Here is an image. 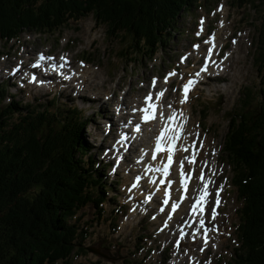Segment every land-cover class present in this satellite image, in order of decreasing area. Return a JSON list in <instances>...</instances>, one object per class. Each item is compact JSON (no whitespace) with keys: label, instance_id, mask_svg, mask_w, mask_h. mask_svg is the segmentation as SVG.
I'll return each instance as SVG.
<instances>
[{"label":"rangeland","instance_id":"obj_1","mask_svg":"<svg viewBox=\"0 0 264 264\" xmlns=\"http://www.w3.org/2000/svg\"><path fill=\"white\" fill-rule=\"evenodd\" d=\"M195 3L178 16L174 29L166 33L162 45L152 54L132 52L131 41L123 33L119 32L114 36L105 25H98L91 15L76 21L69 20L55 32L25 30L7 42L0 39V88H4V100L0 107H6L12 102L20 103L29 110L41 109L53 102L59 111L62 108L76 107L80 115L88 121L79 133L82 142L87 146L84 159L90 157L91 162H95V168L98 166L101 170L102 167L105 169L101 173L104 175L103 181L109 187L105 192L106 200L101 205L102 213L99 214L93 205H87L71 219V223L86 231V239L79 242L85 250L75 251L67 261H58L56 264H174L175 258H181L178 253L180 251L176 250V254L174 249L185 252L187 244L190 251H193L195 260L191 261L192 255L188 254L186 259H182V264H228L234 256L238 247L237 227L240 223L241 202L233 184L234 172L224 157L223 147L228 131V118L236 116L240 111L245 92L250 93L245 110L247 115L259 112L260 107L264 106V73L259 67L258 57L261 52L260 30L264 21V5L259 4L253 9L251 6H239L238 0H197ZM217 34L220 40L215 43ZM232 47H238V53L233 55L231 62L228 61V68L220 74L229 82L226 83L224 79L209 81L207 76L202 78L201 85L195 84L187 98L182 97L186 78L189 76L188 81L193 82L200 76L197 73L201 70L204 59L209 56V49L212 50L211 58L219 55L221 51L217 60L222 61L223 58L224 61ZM39 53L48 54L57 63L61 57L67 56L70 58L69 63L80 67V71L86 68L96 71L92 82L86 84L100 88L105 95L103 98H109L111 104L100 107L94 98L98 95L97 92L88 96L94 99L85 97L82 92L75 94L74 91H78L80 86L76 82L71 83L72 92H63L60 87L34 89L29 84L21 85L19 78L23 77L25 70L32 71L33 63L38 62ZM235 56L239 57V62H235ZM181 59L185 61L181 62ZM14 68L19 72L16 77L12 75ZM237 72L239 76L235 75ZM32 74L36 73L32 71ZM166 74L171 77L165 79ZM55 80L60 82L58 78ZM152 82L159 84L157 91L163 90L166 85L169 87L163 108L169 112L175 111L179 115L180 127L184 128L185 132L180 133L181 136L179 134V143H176V153L182 150V143H193L191 148H183L186 153L184 151L179 155L177 163H183L186 173L192 174L189 173L192 168L190 151L194 150L196 142L203 146L208 140L209 145L205 148H208L207 154L211 158L209 164L214 168L208 167L207 170L204 161H200L201 156L196 155L198 159L194 164L198 170L193 174V181L199 185L201 191L205 189L208 172L211 178L221 175L219 186L216 183V187L223 196L216 198L213 195L212 199L222 202L218 213L220 216L215 222L217 226H212L217 227L213 228L217 233L210 232L213 237L205 246L198 247L195 244L196 248L193 246L195 240L177 246L178 239L173 241L171 232L167 233L163 226L168 224L164 216L156 221L154 216L149 217L147 214L145 219L144 215L148 211L144 206L145 202L150 199L151 203L156 204L151 201V192L145 187L138 184L135 188H139L129 196V185L135 176L143 174V165L140 167L141 163L138 162L140 153L145 151L149 155L151 145L146 148L153 140L150 141V129L147 128L145 138L139 141H148V144H143L144 148L139 146L137 151H133V147L126 150L130 147L127 142L126 145L121 143L119 150L113 149L120 135L116 133L119 124H125L127 118L135 119L131 115L137 117V105L140 100L143 101L145 93L151 91ZM83 92L91 94L88 91ZM112 92H118L117 95L128 102V108H121V111L127 112L122 121L118 110L112 107L115 100ZM77 95L83 101L76 99ZM110 118L116 124L119 123L118 130L112 128V132L116 134L114 138L108 135ZM122 127L135 136L131 126ZM187 132L191 135H188L190 139L185 138ZM204 151L203 154L206 153ZM176 153L173 152L175 156ZM142 156L145 161L143 164L149 163L148 158L144 154ZM122 164L126 169H123ZM202 176L205 178L204 184L199 183ZM142 182L147 187L150 185L146 177ZM144 190L147 195L142 193ZM29 195L32 197L33 193L30 192ZM148 197L147 201L142 200ZM134 209L138 216H132ZM158 209L157 206L155 211L160 210ZM183 223L184 219L181 224ZM171 225L177 227L175 222ZM177 233L180 234L176 232V238Z\"/></svg>","mask_w":264,"mask_h":264},{"label":"trees","instance_id":"obj_2","mask_svg":"<svg viewBox=\"0 0 264 264\" xmlns=\"http://www.w3.org/2000/svg\"><path fill=\"white\" fill-rule=\"evenodd\" d=\"M195 1L0 0V39L25 30L55 32L91 15L114 36L123 33L132 52L152 54ZM238 3L254 9L264 0ZM260 36L264 73V21ZM249 96L245 92L240 111L229 116L223 147L241 202L238 247L228 264H264V106L247 115ZM60 110L54 102L32 110L16 102L0 107V264L67 261L85 250L79 242L87 236L71 219L87 205L102 213L105 169L84 159L87 146L79 137L88 121L76 107Z\"/></svg>","mask_w":264,"mask_h":264},{"label":"bare ground","instance_id":"obj_3","mask_svg":"<svg viewBox=\"0 0 264 264\" xmlns=\"http://www.w3.org/2000/svg\"><path fill=\"white\" fill-rule=\"evenodd\" d=\"M220 40V38L218 37V34L216 35V37H215V43H217V41H219ZM240 41V40H239ZM242 41V40H241ZM226 44V43H225ZM226 46V45H225ZM230 48V47H229ZM237 48L238 47H232V49H231V51H230V53L228 52V57H227V59H225L224 61H223V58H222V61H218L217 60V55L216 56H214L212 59H211V63H210V65L208 66V69H207V71H208V73L210 72V73H213L214 75H213V78H209L208 77V79H209V81H218V80H222V79H224V80H226L225 79V77H222L220 74H221V72H223L224 71V69H226V68H228L227 67V64H228V61L230 60V62H231V59L233 58V55H235V53H238L237 52ZM213 55V54H212ZM219 55H221V51H219ZM218 55V56H219ZM58 58V57H57ZM64 60H67L66 62L64 61ZM69 60H70V58L69 57H67V56H63V57H61L60 58V60H59V62H58V64L59 65H61V64H63V68H62V79L60 80V82H56V78L54 77V76H51L49 79H47V80H45V81H43V82H41L40 84H38V85H34V83L33 82H30L29 83V85L31 86V87H33L34 89L36 88H44V89H47V88H50V87H54V88H57V87H60L62 90H64L63 92H72L73 90H71V83H74V82H76V83H79L80 84V86L78 87V91H74V93L75 94H77V92H82V93H84L85 94V97H88V96H91V95H95V92H97L98 93V95H100V96H98V95H95V97L94 98H96V100L99 102L98 104H99V106L100 107H104L105 106V104H111V102H110V100H108V99H104L103 98V95L104 94H102L101 93V91H100V88H96V87H94L93 85H87L86 83H90V82H92V78H93V76L95 75V74H97V72L96 71H91L89 68H86L85 70H83V71H80L79 69H80V67H76L75 65H71V63H69ZM214 61V62H213ZM213 62V63H212ZM235 62H239V57L238 56H235ZM230 66V65H229ZM15 69V68H14ZM12 70V69H11ZM74 72L76 73V74H74ZM235 75L236 76H239V72H237V73H235ZM224 76H226V75H224ZM197 78H198V76H197ZM227 82H229L228 80H226V83ZM236 82V81H235ZM76 87V86H75ZM102 87V86H101ZM226 87H228V86H226ZM94 88H96V89H94ZM102 90V89H101ZM35 91V90H34ZM83 91H88V92H90L91 94H87V93H85V92H83ZM36 93H38V92H36ZM113 93V92H112ZM117 93L118 92H114L113 94H112V96H113V98L115 99L114 100V106H112V107H114L115 109H117L118 110V112H119V114H120V121H122L123 120V118L125 117L124 115H126V113L125 112H123V111H121V108H128V102H126L125 100H124V98H122V97H120V96H118L117 95ZM126 95H128V94H126ZM105 96V95H104ZM89 99H94V98H91V97H88ZM76 99H79V100H82L83 101V99H81L80 97H79V95H77L76 96ZM113 101V100H112ZM138 104H140V103H138ZM141 107V106H140ZM140 107H137L136 109L137 110H139L140 109ZM127 111V110H126ZM136 112V111H135ZM178 116L179 115H177V118H178ZM131 117H135L136 118V116L134 115H131ZM124 122V121H123ZM177 122H179L178 120H177ZM108 124L110 125V127L111 128H114V130H118L117 128H118V124H116L115 123V120L113 119V118H110L109 120H108ZM154 123H152V124H150L149 125V127H153L154 125H153ZM122 125H124V124H122ZM132 128H133V126H132ZM150 131V130H149ZM185 131H184V128L183 127H180V123L178 124V127H176V129H175V135H176V141H175V143H177V141H178V138H179V134L181 133H184ZM189 132H187V137H185V138H191V137H189V136H191V135H189L188 134ZM189 135V136H188ZM149 140V139H148ZM140 141H142V140H140ZM143 141H144V143L145 144H148V141L146 140L145 141V139H143ZM185 142V141H184ZM143 143V144H144ZM179 143V142H178ZM203 143V142H202ZM183 145H181L180 147L181 148H183V147H189V146H191V144H189L188 142H186V143H182ZM175 145V144H174ZM207 145H209V143H208V140H206V144H204L203 145V148L200 150V151H196L195 152V154H192L191 155V157H192V159H191V163L190 164H192V166L190 165V167H192V168H190L191 169V171H189V172H196V169L198 170V167L194 164V163H197L196 162V160L198 159V158H196V155H200L201 156V158H200V161H201V163H202V161H204V163L206 164V166H207V170H208V167H210V168H214V166L213 165H210L209 163H210V157L208 156V154H207V150H208V148H205V146H207ZM130 146V145H129ZM152 148V147H151ZM127 150V149H126ZM189 150H191V149H189ZM204 150H206V153L205 154H203V151ZM205 152V151H204ZM175 153V152H174ZM183 153V151L182 150H180V151H178L177 153H176V156L173 154V152L170 154V153H168V155H171L173 158H175L176 159V157H178V155H180V154H182ZM146 154V153H145ZM210 154V153H209ZM185 156V155H184ZM163 156L162 157H160L156 162H151L149 159H148V161H149V163H150V165H151V172H152V174L149 176V177H146V179H147V181L149 182V186L147 187V186H145V185H142V181L139 183V186L140 187H145V189L146 190H150V188L151 187H153V183L155 182V180H156V178H157V175H158V170H159V168H160V166H161V162H162V160H163ZM218 158V157H217ZM140 159H144V156H141L140 157ZM189 159V158H188ZM147 160V159H146ZM141 163V162H140ZM185 163V162H184ZM212 163V162H211ZM139 164V163H138ZM123 165V169H126V166L124 165V164H122ZM198 165V164H197ZM186 167H187V165H186ZM202 167H203V165H202ZM189 169V170H190ZM146 169H144V171H145ZM206 169H204V171H205ZM202 171V170H201ZM203 171V172H204ZM209 173V172H208ZM208 173H207V181H206V184L204 185V187H207L208 189H209V194H208V196H207V198H206V205H210V200H212L213 199V195L217 198L219 195L222 197L223 196V194L221 195V193H219L218 191H219V188L218 187H216V183H218V180H219V177L221 176V175H219V176H213V178H211L209 175H208ZM198 174V173H197ZM181 174L180 173H177L176 171H174V170H171V172H170V174H169V178H168V181H170V182H172V191H171V196H172V199H171V201H170V203H169V205H168V207H166V208H168V209H170L171 207H172V205L173 204H175V203H177V201L178 200H182V198L179 196V194H178V187H179V185H180V180H181ZM195 176V175H194ZM203 177V176H202ZM145 177L143 176V179H144ZM125 179V178H124ZM220 182V181H219ZM204 184V183H203ZM217 186H219V183L217 184ZM139 187H137V188H135L134 190H133V192L131 193V194H133V193H135L136 192V190L138 189ZM200 188H201V185H200ZM203 188V187H202ZM152 189V188H151ZM202 190V189H201ZM214 191L216 192L217 191V193H214ZM203 191H200V189H199V185L197 184V183H195L194 181H191V183H190V190H189V192H188V194H187V197L185 198V199H183V202H182V205H181V208L177 211V213H175V215H174V218H173V221L170 223V222H168V224H163V226H164V228H165V230L167 231V233H170L171 232V238H173V241L175 240V239H177L175 236H174V234L176 233V232H179L180 234H183L184 235V238L181 240V241H177V246H179L180 244H182V243H186V238H187V234H188V232H189V228L190 227H193V228H196V225H192V217H191V215H190V212L192 211L191 210V208L189 207V200H190V198H195V196L197 195V194H201ZM144 196V195H143ZM163 197H164V191H163V188H160V191H159V193H157V195H154V196H152L151 195V201L153 200L156 204H154V206H152V205H150V208H148V211H147V213L144 215V218L146 219L147 218V214H149L151 211H153L154 209H157V206H159V203H160V198L161 199H163ZM148 199H149V197H148ZM223 199V198H222ZM150 200V199H149ZM217 200V199H216ZM162 201V200H161ZM219 201H221V200H219ZM144 206L145 207H147V206H149V204H148V202H145V204H144ZM159 210V209H158ZM203 210H205V206H204V208H203ZM220 210H221V206L219 207V209H218V213L220 212ZM190 211V212H189ZM147 215V216H146ZM132 216H138V214H137V212L135 211V209H134V211L132 212ZM181 216V217H180ZM220 215H217L216 216V220L218 219V217H219ZM180 217V218H179ZM184 219V223L183 224H181V221ZM176 223L177 224V227H174V226H172L171 224L172 223ZM217 222V221H216ZM211 226H217V224L215 223V224H213L212 222H208ZM162 225V224H161ZM198 225V224H197ZM213 228H215V229H217V227H213ZM177 229V230H176ZM162 232V231H161ZM163 234V233H162ZM164 235V234H163ZM164 237V236H163ZM213 237V234H210V236L207 238L208 240L209 239H211ZM165 238V237H164ZM191 238H193V237H191ZM168 240H170V239H168ZM194 245L193 246H196L195 245V242L193 243ZM208 244V243H207ZM207 244H205V245H207ZM204 245V246H205ZM191 246V245H190ZM185 247V246H184ZM186 247H187V250L184 252L183 250H180V249H178V248H175L174 250L176 251V250H178V251H180V252H178V253H180V257L181 258H179L178 260H176V258L174 259V264H182V259L184 260V259H186V256L188 255V254H193V251L191 250L190 251V248H189V244H187L186 245ZM195 248V247H194ZM196 248H197V246H196ZM203 251V250H202ZM209 250H208V248L206 249V252H208ZM177 253V251H176V254H178ZM200 255V254H199ZM174 256V255H173ZM188 257V256H187ZM174 258V257H173ZM188 260H189V258H188ZM192 260H195V256L194 255H192L191 256V261ZM199 260V259H198ZM187 261V260H186ZM197 261V260H196ZM190 262V261H189ZM188 263V262H187ZM190 264V263H189ZM194 264V263H193Z\"/></svg>","mask_w":264,"mask_h":264},{"label":"snow or ice","instance_id":"obj_4","mask_svg":"<svg viewBox=\"0 0 264 264\" xmlns=\"http://www.w3.org/2000/svg\"><path fill=\"white\" fill-rule=\"evenodd\" d=\"M209 41H205V43H208ZM211 48L209 49V56L211 55ZM206 64H207V61H206ZM201 71H206V67H204V68H201ZM171 75H174V73L173 74H171ZM197 75H199V73H197ZM192 84V81L191 80H189L185 85H184V95L186 96V94H187V92H188V90H189V88H190V85ZM159 95L160 94H157V98H159ZM183 102V101H182ZM155 106L154 105H152V104H148V107L147 108H145V109H142L141 111H143L144 113H145V115H144V117H143V119L144 120H148V119H151L152 117H151V115H149L148 114V110L149 109H152V108H154ZM169 119H171V117L169 118ZM163 135V134H162ZM173 137H169V139H172ZM157 150L158 151H160V150H163V148L161 147V141L158 139L157 140ZM168 151H169V153L171 154V148L169 147L168 148ZM169 159H171V155H170V157H169ZM206 195H207V192L205 191L204 193H203V195L200 197V201H199V203H200V205H201V211H202V204H203V202H204V198L206 197ZM194 207V209H195V207H196V205H194L193 206ZM173 208H175V205H173ZM215 213L213 212V215H214ZM207 241L205 240V243H206Z\"/></svg>","mask_w":264,"mask_h":264},{"label":"water","instance_id":"obj_5","mask_svg":"<svg viewBox=\"0 0 264 264\" xmlns=\"http://www.w3.org/2000/svg\"><path fill=\"white\" fill-rule=\"evenodd\" d=\"M88 250V252H90V250L89 249H87Z\"/></svg>","mask_w":264,"mask_h":264}]
</instances>
